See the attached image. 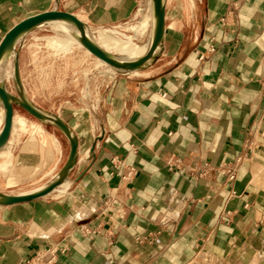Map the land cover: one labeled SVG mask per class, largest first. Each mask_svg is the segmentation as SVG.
I'll return each mask as SVG.
<instances>
[{"label": "crops", "instance_id": "0c3cea01", "mask_svg": "<svg viewBox=\"0 0 264 264\" xmlns=\"http://www.w3.org/2000/svg\"><path fill=\"white\" fill-rule=\"evenodd\" d=\"M140 1L0 0V43L53 9L99 29L133 19ZM163 10L159 54L105 80L96 118L76 104L54 113L70 134L48 123L62 168L77 141L68 186L7 206L0 264H264V198L241 164L264 132V0H164ZM41 31L20 39L23 84H64L52 99L77 101L91 61L78 63L77 51L67 59ZM171 156L209 173L194 180L169 170Z\"/></svg>", "mask_w": 264, "mask_h": 264}, {"label": "rangeland", "instance_id": "374dc122", "mask_svg": "<svg viewBox=\"0 0 264 264\" xmlns=\"http://www.w3.org/2000/svg\"><path fill=\"white\" fill-rule=\"evenodd\" d=\"M148 1L149 2H147V0H141L137 6V11L134 18L117 26L111 25L99 29L93 27L90 28L83 22L85 20L82 17L79 19L77 16H73L80 20L84 27L93 35L94 38H96L98 42L97 44H100L99 40L97 39L99 37V32L102 34L105 33L104 35L106 36H114L115 39L118 38L117 40L120 39V41H124L125 39L123 35L133 36L134 32L131 29L138 24V20H141L143 17H148L150 24L146 26V28L143 30V33L132 39L134 44L142 46L149 39L152 30V13L156 4V0ZM161 6L164 7V0H161ZM167 6L177 7L180 5L171 4V2L168 1ZM170 20H172V18L169 16L168 21ZM63 26L70 28L69 30L71 32L65 31L63 29H58L59 31H57L52 27L46 28L40 27L39 25L32 27L27 33L35 30L38 31L39 28H45V31H41V34L51 35L57 41H61L60 44L62 45V48L66 49L67 59L71 55L69 53L72 51H77L81 54V56L78 57V63L84 62L85 58L91 61V84L87 85L86 89H84V86L79 83L75 85V89H77L78 92L80 91L81 97L77 101L68 100L64 97H61L59 100L52 99L54 91L56 90L61 91L62 95V92L68 87L64 84L54 85L51 83H40L36 85H30V88H26L27 85L23 84L22 82L21 71V62L23 59L22 56L24 55V44L21 42V40L16 43L15 51L17 52V61L8 59L4 67L0 68V86L3 87L7 94L11 97L9 101V108L5 106L3 100L0 98V196H13L20 193H28L29 191L31 192V190L39 188L51 180V173L44 176V174L50 168H56V165L57 172L62 169L64 157L62 160H60V146L53 135V127L48 124L52 123V125L56 126L55 122L47 120L46 123H42L39 117L28 109L27 103L32 104L35 108L44 111L53 118L55 117L58 119L60 118L54 115L56 111L59 112L62 110L76 112L74 106V104H76V106H82L83 109H85L88 113V116H91L94 119L96 118L94 114L98 112L100 107L99 96L101 91L99 92V87L102 81L101 75L103 77L105 75V80L109 81L112 76L122 71L116 66L109 67L108 65L103 64L92 54L88 55V50L83 45L82 41L79 38H76V30L68 24H63ZM110 33L112 34L110 35ZM153 46V39H151L150 46L144 57L137 59L136 61L140 62V60L145 59L150 54V50L153 49ZM114 52L115 51H112L111 55L121 57L117 52ZM88 95L90 96V99H87ZM8 112L11 114L12 121L15 117V122L13 121V127L10 128L6 134H4L5 126L7 124L6 120ZM20 117L26 119L24 125L20 124ZM33 126H35L36 129ZM38 128L41 130H38ZM33 130L34 133L32 132ZM56 133L57 132L55 131V134ZM260 148L264 149V140L262 139H260V141L251 147L250 151L247 153V156L244 158V161H241V164H243V169L248 173V179H253V182L256 184V188L250 186V189L252 188V190L261 195V198H264V157L254 156V151ZM5 165L8 166L3 167ZM55 171L54 174L56 173ZM65 186L67 187V184L59 186L54 191L58 193L64 190L65 192ZM51 198L60 199L61 197L55 198L53 196H47L43 199L48 201V203H51L54 201V199ZM13 209V207H6L5 205L0 204V217H6V214ZM214 261L216 260L206 259L205 263L214 264ZM242 262L243 261H238L236 258L232 259V263L234 264H242ZM256 262L257 261L254 260L252 264H255Z\"/></svg>", "mask_w": 264, "mask_h": 264}, {"label": "bare ground", "instance_id": "6f19581e", "mask_svg": "<svg viewBox=\"0 0 264 264\" xmlns=\"http://www.w3.org/2000/svg\"><path fill=\"white\" fill-rule=\"evenodd\" d=\"M147 2H149V1L147 0ZM159 8H160V4H159V6L155 5V9L152 13V30H151L148 41L142 46L141 45L138 46V45L134 44L132 42V39L137 37V35H140L141 33H143V30L146 28V26L150 24V20L148 17H143L141 20H138L139 21L138 24L131 29L134 32V35L133 36L123 35L124 39H125L124 41H120V39L117 40L118 38L115 39L114 36H113L114 37L113 38V37L104 35L105 33L102 34L99 32V37L97 39L99 40L100 44H97L98 42H97L96 38H94L93 35L84 27V25L82 24V22L80 20H78L74 16H62V15L56 14L58 12L55 9H53L50 12L51 14L44 16L43 18L37 19L33 22L27 21L24 24L19 23L16 25V27L13 30H11L7 33V35L2 39V41L0 43V68L4 67V65L6 64L8 59H10L12 61H17V52L15 51L16 43L32 27L43 25V24H53V25H58V26H55V27H57V29H63L65 31H70L69 30L70 28L63 26V24H68V25H71L76 30V32H77L76 38L77 39L79 38L81 41H84V45H85L86 49L88 50L87 51L88 55L92 54L91 49H95L96 51H99L100 53H102L108 59L109 62L106 63L105 61H103L100 58L95 56V58L97 60H99L100 62H102L103 64H106L109 67H110V64H114L115 66L119 67V69H121V70L132 69L133 72L139 71L140 69H142L143 67L148 65L155 58V56L158 54V52L160 51L161 46H162L163 36H164V24H163V18H161V16H160ZM47 13H49V12H47ZM74 29H71V30H74ZM111 34L112 33H110V35ZM151 39H153V44H154L155 50L153 52H150L148 58L140 60L138 67L133 68L132 64L137 63V61H136L137 59H141L142 57H144L145 53L147 52V50L150 46V40ZM112 51L117 52L119 54V56H121L122 58L115 56V55H111ZM0 97L5 102V106L8 107L11 97L7 94L5 89L1 86H0ZM27 104H28L29 109H31L33 112H35V114L39 117V119L42 123H46L47 120L54 121V118L52 116L46 114L42 110L35 108L30 103H27ZM14 118H13V121L15 122ZM9 119H10V125L6 128V130H9L10 128L13 127L12 126V124H13L12 117ZM19 121H20L21 125H24L26 119H24L23 117H20ZM36 125H38V124H36ZM25 126H27V125H25ZM33 127L35 128V126H33ZM38 127H40V126H38ZM34 130L32 131L33 133H34ZM38 130H41V129L38 128ZM254 156L264 157V149L263 148L256 149L254 151ZM7 166L8 165H5L3 167H7ZM63 168L55 174H54L55 168L54 167L50 168L44 174V176L49 175L50 173L52 175V178H51V180H49L48 183L42 185L41 187L37 188L34 191H31L28 193H23V194L13 195L11 197H24L27 195H36V194L44 191L47 187H49L53 183L61 182L59 184V186L66 185L67 183H65V182L68 181V179L66 178L67 170L63 169ZM59 186L55 187L51 192H53ZM6 197L7 196H0V204L1 205L4 204L7 207V205H6L7 204V198ZM17 204L18 203H11V204H8V206L17 205Z\"/></svg>", "mask_w": 264, "mask_h": 264}, {"label": "water", "instance_id": "95a60500", "mask_svg": "<svg viewBox=\"0 0 264 264\" xmlns=\"http://www.w3.org/2000/svg\"><path fill=\"white\" fill-rule=\"evenodd\" d=\"M155 5L156 6H159V4H160V8H159V12H160V16H161V18H163V24H164V10H163V7L161 6V0H156L155 1ZM57 11V10H56ZM51 12V11H50ZM43 13V14H41V15H37V16H34V17H31V18H29V19H27V20H25V21H22V22H20L21 24H24V23H26L27 21H31V22H33V21H35V20H37V19H40V18H43L44 16H47V15H49V14H51V13ZM58 13H56V14H59V15H62V16H73V15H71V14H68V13H63V12H59V11H57ZM16 27V26H15ZM14 27V28H15ZM14 28H12L11 30H13ZM10 30V31H11ZM7 35V34H6ZM5 35V36H6ZM82 43H83V45H84V41H82ZM85 46V45H84ZM155 50V48H154V46H153V49L152 50H150V52H153ZM91 53H92V55H94V56H96V57H98V58H100L101 60H103V61H105L106 63H108L109 61H108V59L102 54V53H100L99 51H96L95 49H91ZM149 56V55H148ZM148 56L146 57V58H148ZM145 58V59H146ZM139 63L140 62H137V63H135V64H132V67L134 68V67H138L139 66ZM110 66H115L114 64H110ZM117 67V66H116ZM117 68H119V67H117ZM122 71H126V70H122ZM128 71H133L132 69H128ZM1 98V97H0ZM4 102V101H3ZM4 104H5V102H4ZM7 107V106H6ZM27 107H28V104H27ZM7 108H9V106L7 107ZM28 109H29V107H28ZM29 110H31V109H29ZM32 111V110H31ZM33 112V111H32ZM35 113V112H34ZM9 118H11V114H10V112H8V115H7V124H6V126H5V130H4V134H6V132H8L9 130H6V128L10 125V119ZM54 122H55V124H56V126H58L65 134H67L68 136H70V134H69V132H68V130H67V128L65 127V125L60 121V119H58V118H55L54 117ZM76 150H77V141H76V139L75 138H73V137H71L70 138V153H69V159H68V162H67V164L64 166V168L63 169H66L67 170V172H68V170L72 167V165L76 162ZM66 175H67V173H66ZM61 182H58V183H53L52 185H50L49 187H47L44 191H42L41 193H38V194H36V195H27V196H24V197H11V196H7L6 198H7V204L6 205H8V204H11V203H22V202H25V201H29V200H32V199H35V198H39V197H42V196H45V195H47L48 193H50L55 187H57L59 184H60ZM2 205H4V204H2Z\"/></svg>", "mask_w": 264, "mask_h": 264}, {"label": "built area", "instance_id": "2783aa9c", "mask_svg": "<svg viewBox=\"0 0 264 264\" xmlns=\"http://www.w3.org/2000/svg\"><path fill=\"white\" fill-rule=\"evenodd\" d=\"M102 77V81H101V85H100V89L104 86L103 84L105 83V75L104 77L101 75ZM100 92V90H99ZM89 101V100H88ZM259 138L264 140V132L259 134ZM256 144V142H253L251 144V147L254 146ZM166 165L168 167L169 170H175L181 173H184V175H188L189 177H191L194 180H199V179H205V177L207 176V174L209 173L208 168H206V166L202 165L200 168L195 166H189V165H183L181 164V162L176 159L175 157L171 156L167 159L166 161ZM217 171L220 172L221 175H226V177L229 180H233L235 178V172L234 170L226 167V166H222L220 168L216 169Z\"/></svg>", "mask_w": 264, "mask_h": 264}]
</instances>
